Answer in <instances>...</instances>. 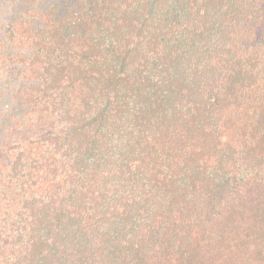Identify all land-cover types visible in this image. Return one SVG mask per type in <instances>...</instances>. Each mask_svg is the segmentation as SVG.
<instances>
[{
	"label": "trees",
	"instance_id": "16d2710c",
	"mask_svg": "<svg viewBox=\"0 0 264 264\" xmlns=\"http://www.w3.org/2000/svg\"><path fill=\"white\" fill-rule=\"evenodd\" d=\"M0 3V264H264V0Z\"/></svg>",
	"mask_w": 264,
	"mask_h": 264
},
{
	"label": "rangeland",
	"instance_id": "374dc122",
	"mask_svg": "<svg viewBox=\"0 0 264 264\" xmlns=\"http://www.w3.org/2000/svg\"><path fill=\"white\" fill-rule=\"evenodd\" d=\"M62 1L40 0L43 6L53 3L60 4ZM10 10L11 8L8 5L0 3V26ZM1 34L2 31L0 30ZM13 78H15L14 75H11L6 67L1 66L0 60V136L16 139L24 133L32 132L35 120L20 112L19 103L15 97L13 98V89L19 87L23 81L21 79L13 80Z\"/></svg>",
	"mask_w": 264,
	"mask_h": 264
}]
</instances>
